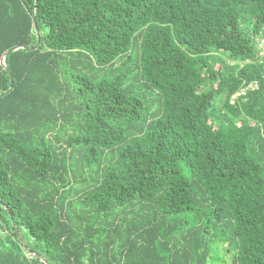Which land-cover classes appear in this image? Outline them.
<instances>
[{
	"label": "trees",
	"instance_id": "1",
	"mask_svg": "<svg viewBox=\"0 0 264 264\" xmlns=\"http://www.w3.org/2000/svg\"><path fill=\"white\" fill-rule=\"evenodd\" d=\"M262 45L264 0H0V264H264Z\"/></svg>",
	"mask_w": 264,
	"mask_h": 264
},
{
	"label": "water",
	"instance_id": "2",
	"mask_svg": "<svg viewBox=\"0 0 264 264\" xmlns=\"http://www.w3.org/2000/svg\"><path fill=\"white\" fill-rule=\"evenodd\" d=\"M20 48H24L23 46H15L13 49L11 50H8L4 55H3V58H2V64L3 66L6 68L7 67V62H6V57L7 55L12 52V51H15V50H18ZM13 85V83L11 82V86ZM47 264H50L49 262H46Z\"/></svg>",
	"mask_w": 264,
	"mask_h": 264
},
{
	"label": "built area",
	"instance_id": "3",
	"mask_svg": "<svg viewBox=\"0 0 264 264\" xmlns=\"http://www.w3.org/2000/svg\"><path fill=\"white\" fill-rule=\"evenodd\" d=\"M262 46H263V45H262ZM262 46H261V47H262ZM263 47H264V46H263ZM263 47H262V48H263ZM263 52H264V48H263ZM253 86H254V85H249V86L245 87L243 90H241V91H239L237 94H235V95L233 96V99L238 98V97L244 95L245 92H246V90L249 89V88H252Z\"/></svg>",
	"mask_w": 264,
	"mask_h": 264
},
{
	"label": "rangeland",
	"instance_id": "4",
	"mask_svg": "<svg viewBox=\"0 0 264 264\" xmlns=\"http://www.w3.org/2000/svg\"><path fill=\"white\" fill-rule=\"evenodd\" d=\"M229 258V257H228Z\"/></svg>",
	"mask_w": 264,
	"mask_h": 264
}]
</instances>
